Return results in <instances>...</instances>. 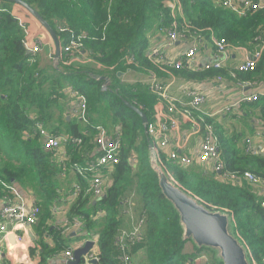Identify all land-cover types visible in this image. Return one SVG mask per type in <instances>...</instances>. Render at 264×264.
Instances as JSON below:
<instances>
[{
    "label": "trees",
    "instance_id": "1",
    "mask_svg": "<svg viewBox=\"0 0 264 264\" xmlns=\"http://www.w3.org/2000/svg\"><path fill=\"white\" fill-rule=\"evenodd\" d=\"M21 1L34 9L52 28L60 52L58 58L54 57V50L53 55L50 54L57 65L41 68L39 53L42 49L35 55L27 52L23 45L25 31L11 14L14 4L0 1V192L9 195L8 186L32 191L43 203L44 217L48 218L47 205L59 197L62 185L70 184V177L73 176L74 185L80 187V192L69 208L68 222L79 219V231L98 237L97 264H120V252L114 241L122 228L121 209L126 207L124 201L136 192L130 200L133 209L136 206V210L142 211L144 225L141 238L132 249V256L143 250L146 264H222L209 250L197 248L190 240H183L179 216L161 194L157 175L139 160L137 148H148L149 141L141 117L128 105L139 109L149 122L155 96L143 85L121 86L117 79L118 73L125 69L121 58L126 53L133 54L142 66H148L146 48L149 30L158 24L169 27L172 22L163 0ZM180 1L192 28L203 31L205 38L208 37L206 30H210L228 44L247 48L256 46L259 38H264V10L239 17L218 4L214 5L212 0ZM78 36H83V51L101 68L91 63L64 64L68 58H64L62 49ZM151 68L154 69L153 66ZM170 71L195 80L226 75L213 70L190 71L186 66ZM105 77L112 79L113 91H101ZM237 77L240 81L257 85L254 82L264 78V53L254 71L238 74ZM68 89L85 96L87 108L84 120L74 117L67 121L68 113L63 115L59 99L62 104L65 103L63 92ZM109 94L112 96L107 102ZM242 104L241 110L248 106V110L258 112L264 127V96ZM108 105L115 108L111 121L116 119L119 122L113 133L120 137L119 162L94 171L89 166V162L99 156L95 151L94 138L98 128H102L107 135L110 124H96L91 115L101 108L106 110ZM37 124L42 126L47 137H67L69 140H80V143H69L65 147L66 158L62 160L58 152L43 148L44 138L40 136ZM214 128L218 136L220 161L224 164L221 173H206L193 167L183 169L173 165L174 175L183 179L182 184L168 173L184 191L207 208L226 212L231 217L234 234L254 257L249 244L254 240L259 243V258H262L264 228L261 237L255 239V230L259 225L256 226L258 220L254 217L264 221V211L259 206L260 198L248 192L244 180L239 178L250 172L264 185V153H247L243 148L240 153L233 149L228 154L224 141L232 138L237 144L240 135L235 137L236 132H230L231 128L226 130L216 125ZM96 172L103 173L105 180L104 195L97 202L92 200L87 190ZM225 173L235 174L236 179L225 178ZM60 175L64 177L62 182H58ZM52 233L58 243L57 251L62 250L65 239L61 230L53 229ZM39 246L45 248L43 244ZM78 264H87L85 258Z\"/></svg>",
    "mask_w": 264,
    "mask_h": 264
},
{
    "label": "built area",
    "instance_id": "2",
    "mask_svg": "<svg viewBox=\"0 0 264 264\" xmlns=\"http://www.w3.org/2000/svg\"><path fill=\"white\" fill-rule=\"evenodd\" d=\"M215 3L224 9L232 11L239 17L245 16L248 13H257L264 10V0H215ZM163 5L170 13H173L176 9L180 10L179 0H163ZM176 17L177 15L171 16L172 22L169 27H162L159 29V31L164 33L166 36V48L172 47L176 42L187 40L189 37V29H191L190 26L184 22L180 25L177 22ZM19 26L25 31L26 38L28 33L26 31L27 29H25L20 22ZM82 39L83 36L72 38L62 49L63 52H70V57L64 60L65 65H69L71 59H73V62H76V58H81L79 61L83 64H86L85 62L93 64V60L88 59L84 54ZM200 39L201 37L197 35L194 42L188 45L175 57L167 56L159 47L150 48L149 53H146L148 66L145 67L140 65L135 60L133 54L126 53V55L121 58V62L125 65V69L124 71H121V73L123 77H125L128 72L134 73L140 71V76H142V78L146 77V79H143L141 83L146 84L143 86H145L156 98L155 103L152 106L151 120L144 124L145 135L149 141L148 149L152 154V159L159 163L164 169L165 160H169L172 165L176 163L179 164L180 168H187L194 163L209 164L212 171L221 173L223 171L224 164L220 161L218 153V136L215 132V124L208 121V119L214 117V115L222 111H216L215 113L208 114L203 109V105L208 101V97L205 93L200 91L198 86L195 85H188L183 89V94L188 98V101H182L174 93V88L172 86L173 82L161 81L155 72L157 69L163 71L167 75H171L172 72L170 70L172 69L179 70L184 66L191 68V64L194 62L196 56V42H199ZM210 41L214 46L212 60L205 62L203 67L199 69L204 71L213 70L220 72L225 68L224 65L227 57L229 56L230 44L225 42L223 39L218 38L213 32L210 33ZM41 43V40L38 39L30 45L28 44L26 38L23 45L28 52L35 55L40 52ZM263 53L264 38H259L256 48L247 51L245 60L238 64L234 70L228 72L229 77L235 80L242 88H249L251 84L245 81H240L237 75L254 71L256 65L261 60ZM150 65L153 66L154 69H152ZM114 68L115 67H113V69ZM111 69L112 68H110V70ZM142 71H144L146 76L142 73ZM107 81L111 82L109 79H107L106 82ZM209 81L216 84L217 89H220V86L224 85V79L221 75H215L211 77ZM124 82L127 81L121 80L120 84L122 85ZM135 84L140 85V80ZM67 92L76 101V110H74L73 113L77 114L76 117H78V119L84 120L87 108L85 96L71 89H68ZM261 96H264V93L243 96L238 103L229 104L224 108V110L226 113H234L235 108L241 103L256 101ZM185 123L191 124L193 134L198 135L200 148L198 154H194L193 156L180 154L178 152L181 148L180 145L173 141L174 134H176L179 128ZM37 129L40 136L44 138L42 141L43 148L58 152L62 160H65L66 158L65 147L69 143H80V140H69L67 137H47L46 132L42 129L40 124H37ZM243 142L244 149L247 153L254 154L257 151L259 153H264V127L261 126L251 134L246 135ZM93 143L95 145V151L99 153V156L89 162L91 170L97 171L98 167H102L104 169L119 162L118 153L120 137L117 133L108 137L102 128H98V134L95 136ZM166 172L171 178L167 170ZM95 175L96 176L94 178L92 177L87 190L90 192L92 200L97 202L105 192L104 176L103 173L99 172H96ZM224 177L232 180L236 179L235 174L225 173ZM239 179L245 180L251 186L257 184L263 186V183L259 180V178L250 172H245ZM73 187L72 197L75 199L80 192V187L78 185H74ZM7 190L10 194L18 196V192L15 187L8 186ZM259 198V206L264 211V191L261 193ZM124 203L130 204L129 200H125ZM51 209L55 210L54 207ZM40 212L41 210L39 206L35 203L25 205L21 201H18L4 206V208L0 211V217L2 220L0 222V247L5 246L9 251H11V248H14L8 243L7 236L9 234H14L18 246L24 247V234H17L15 229L25 224L29 226L35 224ZM125 212L130 213L129 210ZM8 224L11 225L9 226ZM143 225L144 220L142 216H140L137 222L133 224L131 230L125 231L120 229L118 231L114 243L120 252V256L118 257L120 264H131V252L141 238ZM68 226L73 227L76 230H80V220L74 219ZM97 239V236L92 238L93 249L89 256L85 259L87 264L90 259H95L97 261ZM64 257L68 263L72 262L73 251L65 250ZM248 257L250 264H264V257L260 259V262H257L249 251Z\"/></svg>",
    "mask_w": 264,
    "mask_h": 264
},
{
    "label": "crops",
    "instance_id": "3",
    "mask_svg": "<svg viewBox=\"0 0 264 264\" xmlns=\"http://www.w3.org/2000/svg\"><path fill=\"white\" fill-rule=\"evenodd\" d=\"M180 2V10L176 9L173 13L169 14L171 16L177 15V22L181 25L184 23L188 24L191 29H189V37L187 40H182L180 42H176L172 47L166 48V36L164 33L160 32L159 29L163 26H153L147 34L148 45L146 48V53H149V49L152 47H159L167 56H177L180 52H182L188 45L194 42L196 36L199 35L201 37L199 42H196V56L194 62L191 64L190 71L197 70L202 68L204 63L212 60L213 53V44L210 41V33L212 31L206 30L208 37H203V31L192 28L189 20H187L186 12L183 11L181 1ZM213 4L216 5L215 0H212ZM26 11V10H25ZM11 14L15 17V19L20 20L25 23L27 26V42L28 44H33V42L38 39H42L41 33L43 32L40 27H37V23L29 20L25 12H23L22 7L17 4H14L11 8ZM174 14V15H173ZM171 24V23H170ZM166 28V27H164ZM182 30V29H179ZM196 32V33H194ZM214 33V32H213ZM215 34V33H214ZM216 35V34H215ZM263 35V33H262ZM217 36V35H216ZM52 40V39H51ZM53 42V41H52ZM42 44V43H41ZM256 48V46H252L251 48L239 46V45H231L229 48V56L227 57L226 63L224 65V69L220 71L221 73H225V76H222L224 79V85L220 86V89H217V85L213 82L206 80H195L192 78H184L182 76L176 75L172 73L171 75L165 74L163 71L156 69L157 77L163 82H173L174 93L177 97H179L182 101L187 102L188 98L183 94V89L188 85L198 86L200 91L205 93L208 97V101L203 105V109L208 113L212 114L216 111H222L214 115V117L208 119L213 122L218 128L221 129H230V132H238L240 137L239 140V148L242 150L244 148L243 139L244 136L251 134L257 128L262 126V122H260L258 112L248 110V106H244L241 110L242 103L235 108L234 113L236 116H232L230 113H226L224 108L232 103H238L243 96H249L252 94H260L264 93V78L260 81H255L257 85L251 84L249 88H242L237 82L231 79L228 75V72L235 69V67L242 63L245 60L247 51ZM42 51L43 48L41 47ZM54 49V44H53ZM148 49V51H147ZM40 52L39 55L41 59L44 56V52ZM86 57L91 60L90 56L84 52ZM81 58H76V63L83 64L80 62ZM147 61V60H146ZM91 62V61H90ZM87 63V62H85ZM92 64V63H91ZM77 66L76 64H74ZM141 65V64H140ZM144 73V71H142ZM146 76V74L144 73ZM130 73L128 72L125 77H123L122 73H118L117 79L119 83L121 80H125L128 83ZM122 83V85L124 84ZM148 85V83H147ZM65 91V90H64ZM67 102H73L69 107V112L72 113L75 107V99L72 97L69 100L70 94L65 91ZM71 109V110H70ZM153 109V108H152ZM70 118H67L69 121ZM239 120V121H238ZM113 134V133H112ZM217 135V134H216ZM244 135V136H243ZM107 136L111 137V133L107 131ZM244 138H243V137ZM173 141L177 142L180 145L179 153L186 156H193L194 154H198L199 152V140L198 135L193 134L191 129V124L185 123L183 124L178 132L174 134ZM190 142H192L190 144ZM59 157V156H57ZM59 158H56V160ZM60 162V159L58 160ZM178 165L179 164H173ZM193 167L195 169H204L201 170L203 172L213 171L210 168L209 164H197L187 167ZM186 169V168H183ZM63 176H58V182L63 181ZM71 183L66 185H62V189L60 190L59 197L55 200H52L48 206L49 217H44V208L42 207L43 203L37 199V197L30 190L22 189L20 186H15L18 192V196H13L11 194L4 195L3 191L0 192V211L4 208V206L21 201L25 205H29L31 203H37L41 208V213L39 214L37 221L35 224L23 225L15 229L17 234H24L25 243L24 247L18 246L16 242V238L14 234H10L14 237L15 244L11 245L14 248H11L9 251L5 246L0 247V264H68L64 257L65 250H75L76 248L82 247L87 240H91L94 236L87 235L86 232H81L76 230L73 227H69V219H68V211L71 204L75 201L72 197V186H74L73 176L70 177ZM247 185V190L255 197H260L261 193L264 191V185H249L248 182L244 180ZM73 183V184H72ZM72 184V185H71ZM105 185V180H104ZM71 186V191H70ZM130 204L123 203L126 207L122 206L121 215L122 218V230L129 231L131 230L134 223L137 222L138 218L141 216V210H136L137 207L134 206V209L131 204L130 198H128ZM46 203V202H44ZM54 207L55 210L51 208ZM129 210L130 213H126L125 211ZM135 210V211H134ZM224 212V211H222ZM226 213V212H225ZM0 217V222H1ZM9 226L11 224H8ZM61 230V233L65 239V247L62 250L57 251L59 248L57 247L56 240L54 239V234L52 230ZM40 244L45 246L44 249L40 248ZM132 253V252H131ZM88 256L84 257L85 259ZM145 257V258H144ZM144 258V261H143ZM131 264H146V256L143 250L138 251L135 255H131Z\"/></svg>",
    "mask_w": 264,
    "mask_h": 264
},
{
    "label": "water",
    "instance_id": "4",
    "mask_svg": "<svg viewBox=\"0 0 264 264\" xmlns=\"http://www.w3.org/2000/svg\"><path fill=\"white\" fill-rule=\"evenodd\" d=\"M0 1L11 2L25 9L46 30L54 43V57H59L60 47L56 34L34 9L21 0ZM128 107L141 117L143 125L146 124V116L140 110L132 105ZM149 155L160 192L179 216L183 240H190L197 248L208 249L222 264H250L246 248L231 228V217L225 212L207 208L196 197L184 191L169 177L166 170L152 159L150 150ZM7 239L10 245L15 244L14 237L10 234ZM92 249L93 242L87 240L82 247L73 250V261L68 264H78L82 258L89 256ZM88 264H97V261L90 259Z\"/></svg>",
    "mask_w": 264,
    "mask_h": 264
},
{
    "label": "rangeland",
    "instance_id": "5",
    "mask_svg": "<svg viewBox=\"0 0 264 264\" xmlns=\"http://www.w3.org/2000/svg\"><path fill=\"white\" fill-rule=\"evenodd\" d=\"M22 10H23V12H25V15H26V17L29 19V20H31L32 22H36L38 25H37V27H40V29H42V33H41V36H42V39H41V42H42V45H41V47L43 48V51L42 52H44V56H43V58H42V60L40 61V63H39V65H40V67L41 68H43L44 69V67L46 66V65H49V66H55V65H57V61H56V59H54V57H52L51 55H53V42H52V40H51V38H50V36L48 35V33L46 32V30L27 12V11H25V9H23L22 8ZM17 20V19H16ZM21 23L22 24V26L25 28V29H28L27 28V26L25 25V23H23V22H21L20 20H18V23ZM164 27V26H163ZM23 29V28H22ZM51 54V55H50ZM68 57H70V52L68 51V52H65L64 51V58L66 59V58H68ZM73 62V59H71V63ZM93 66H96L97 68H101L100 67V65H98L97 63H94L93 62V64H92ZM124 71V70H123ZM121 72V71H120ZM105 76H107V75H105ZM105 79L107 80V79H109L111 82H109V81H107L106 82V80H104V82H103V84H102V89H101V91H106V90H108V91H111L112 90V88H113V85H114V83H113V81H112V79L111 78H109V77H105ZM145 80L146 79V77H143L142 78V76H140V71H138V72H134V73H130V76H129V81H128V83H124L123 84V86H127V85H133V84H135V83H137V82H139V80H140V85L142 84V85H146V84H144V83H141L142 82V80ZM122 86V85H121ZM45 91V90H44ZM113 91V90H112ZM65 95H66V93H65V91L63 92ZM111 94H109V96H105L106 97V101L107 102H109V100L111 99ZM52 98H55V97H52ZM69 100L72 98V96L70 95L69 97ZM59 105L61 106V107H63V110H64V112H63V115H66L67 113V116H66V119L68 118H74V117H76L77 116V114L76 113H73V111L74 110H76V106L74 107V109H73V111H72V113H70L69 112V107L71 106V104L73 103V102H67V100H65V103L64 104H62V100L61 99H59ZM71 110V109H70ZM139 110V109H138ZM53 112H54V110H53ZM114 113H115V108H114V106L112 105V106H110V105H108V108L106 109V110H104V109H100V110H98V111H94L93 112V114L91 115V118L93 119V121H94V123H96V124H102V125H106V124H110L108 127H110L109 128V133H114L115 131H116V129H117V126H115V125H117V124H119V122L118 121H116V119L114 120V121H111V116H113L114 117ZM127 117H128V115H127ZM75 121H77V120H75ZM77 123L79 124V126L81 127L82 126V124L79 122V121H77ZM238 136H239V133L238 132H236L235 133V137H237L238 138ZM244 136V135H243ZM242 136V137H243ZM241 137V136H240ZM245 137V136H244ZM243 137V138H244ZM192 142H190V144H191ZM224 146L226 147V149H227V152H228V154H230L231 153V151L233 150V149H235L236 151H237V153H240V148H239V143H237V144H235L234 142H233V140H232V138H228L227 140H225L224 141ZM138 150H137V153H138V156H139V160H140V162L142 163L143 162V164H145V165H147L148 167H150V169L152 170V168H151V164H150V155H149V150H148V148H142V149H139V148H137ZM164 165H165V169L167 170V171H169L173 176H174V178H176L175 180L178 182H180L181 184H182V182H183V179L180 177V176H178V175H174L175 173H174V167H173V165L169 162V160H165V162H164ZM136 165H134V167H135ZM195 170H204V169H195ZM172 178V177H171ZM173 179V178H172ZM174 180V179H173ZM174 180V182H176ZM176 182V183H177ZM178 182V183H179ZM177 183V184H178ZM179 185V184H178ZM136 196V192H132V194L130 195V198H132V197H135ZM254 219L255 220H258V222H257V224H256V226L257 225H259V227H258V230H255V233H256V238L255 239H257V238H259V237H261V234H262V232H263V228H264V226H263V219L262 218H255L254 217ZM231 222H232V220H231ZM231 225V224H230ZM263 227V228H262ZM239 242L241 243V244H243V246L246 248V250H247V253H248V249H247V246L241 241V240H239ZM250 248H251V250H252V252L254 253V255H255V257H254V259L257 261V262H260V259H261V257L259 258V255H260V253H261V251H260V249H261V245L259 244V243H256V241L254 240L253 242H251L250 244ZM96 250H97V247H96ZM208 250V249H207ZM259 252V253H258ZM145 258V257H144ZM144 258H143V261H144ZM248 259H249V257H248ZM205 264V263H204Z\"/></svg>",
    "mask_w": 264,
    "mask_h": 264
}]
</instances>
